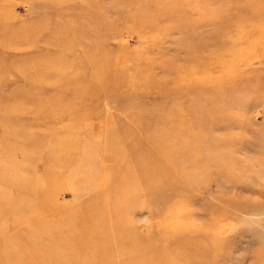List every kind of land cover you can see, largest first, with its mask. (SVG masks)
<instances>
[{
	"label": "rangeland",
	"instance_id": "obj_1",
	"mask_svg": "<svg viewBox=\"0 0 264 264\" xmlns=\"http://www.w3.org/2000/svg\"><path fill=\"white\" fill-rule=\"evenodd\" d=\"M0 143V236L56 264L80 228L49 222L99 212L141 258L152 236L180 264H264V0H0Z\"/></svg>",
	"mask_w": 264,
	"mask_h": 264
},
{
	"label": "bare ground",
	"instance_id": "obj_2",
	"mask_svg": "<svg viewBox=\"0 0 264 264\" xmlns=\"http://www.w3.org/2000/svg\"><path fill=\"white\" fill-rule=\"evenodd\" d=\"M77 98V97H76ZM75 98V99H76ZM74 99V98H73ZM175 137H167L166 139L171 140ZM176 139V138H175ZM1 144V143H0ZM57 148V146H56ZM114 150H118V146H114ZM65 152V150H63ZM146 153V152H145ZM144 153V156L146 160L156 158V154ZM155 155V156H154ZM161 156L163 158L168 159L169 157L177 158L178 155H180L179 151H171L167 152L166 149H161L157 156ZM44 164V162L40 165V167ZM154 174V172H152ZM114 176V174H113ZM154 175L151 174V177ZM28 179L24 177V179L19 180V182H27ZM118 180L113 181L114 184L117 186L120 185ZM15 191V192H14ZM57 191L56 187H53L52 189H47V194L52 195L54 192ZM14 193L19 194L14 188ZM144 188L138 189L134 192V194L130 193L129 195L125 192L119 191V193L115 194V204L119 206V209L121 211H126L125 208H122L121 201L129 200L134 202V200L143 194ZM47 194H45L42 198L45 197ZM103 199H99L100 203L103 204H109V197L103 196ZM106 197V198H105ZM136 197V198H135ZM121 202V203H120ZM83 205L88 202H81ZM81 204V205H82ZM234 204H231L233 206ZM97 206V205H96ZM116 206V205H115ZM88 208V205L85 206ZM83 207V208H85ZM92 207V206H91ZM233 208H236V205L233 206ZM16 207L12 205H8L5 209V213H11L15 211ZM89 210V209H84ZM7 211V212H6ZM78 211H81V208L78 209ZM119 212L118 210H116ZM43 212L46 215H51L52 212L49 209H44ZM85 212V211H83ZM39 213L41 211L37 210L35 208V211L32 212V215L37 218L39 216ZM127 213V212H126ZM15 214V213H13ZM96 215H85V213H79L75 216H73L71 219H64L59 220V222H49L52 228L56 231L59 229L65 227V226H77L80 228V230H76V232H69L66 234V237L69 241H74L73 244H71L72 248L69 250V252H74L76 255H79L81 260L79 261L80 264H116V261L123 260L125 256V253H118L115 251L116 247H119L125 251L128 252V257L126 260L128 261H143V264L149 263V264H180L179 260L181 261V257L179 253H170V247L163 246V244L160 243L157 239H154V237L150 236V238H146V242L148 245H150L149 251L145 252V256L141 258V254H137L139 249L143 246V241L140 240L142 237H140L136 231L138 232V226L135 225V223H131L129 220L127 222V216L126 214L118 213L116 216H112V212H99L96 213ZM31 221H33V218H30ZM39 219V218H37ZM47 219V218H46ZM39 220H45V219H39ZM21 220L17 219L16 226L19 227V225H22L20 222ZM19 222V223H18ZM46 222H40L38 227H43L47 224ZM4 225H7L6 222H3ZM15 236L18 238L12 239V243L10 239L4 240L2 236H0V263L4 261H11L15 264H56L57 260L53 259L50 255L47 254L46 250H44L42 245L37 241V243L29 244L30 242L27 240H23L19 234H15ZM105 236V240H100V238H103ZM22 244L20 248H16L15 245L17 243ZM77 240V242H76ZM93 241L96 243L94 245V249H88V245L90 242ZM29 242V243H28ZM173 243V241H172ZM171 243V244H172ZM174 244V243H173ZM63 249L65 247H61V250L63 252ZM67 250V249H66ZM132 252H136L135 254L131 256ZM16 253L18 256L13 257L10 256V254ZM52 253V252H51ZM147 256V257H146ZM108 260V262H106ZM76 261V260H75Z\"/></svg>",
	"mask_w": 264,
	"mask_h": 264
}]
</instances>
